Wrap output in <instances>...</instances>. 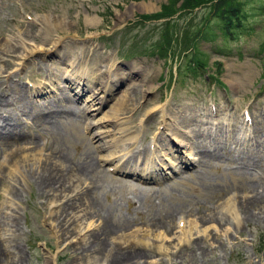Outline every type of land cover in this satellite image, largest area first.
Here are the masks:
<instances>
[{
    "label": "rangeland",
    "instance_id": "rangeland-1",
    "mask_svg": "<svg viewBox=\"0 0 264 264\" xmlns=\"http://www.w3.org/2000/svg\"><path fill=\"white\" fill-rule=\"evenodd\" d=\"M67 2L0 0V40L32 44L23 33L25 26H33L31 21L37 25L36 20L56 13L71 19L72 27L65 31L80 37L81 41L68 40L67 45L97 48L99 55L103 53L120 65L116 71L119 76L133 68L140 70L129 83L146 90L138 95V105L144 111L135 118L136 129L105 141L120 140L124 144L134 136L140 140L145 132L150 136L163 132L173 143L171 132L159 124L162 108L174 111L172 115L164 112L166 124L185 113L194 120L183 131L198 127L211 131L213 126L211 134L223 138L234 117L246 123L250 117L264 115V0ZM142 4L147 10H133L122 21L116 20L119 13L133 6L141 8ZM229 8H235L243 18L240 27L231 22L230 32L223 19ZM23 9L21 19L18 12ZM87 17H96V25L87 26ZM18 21L24 25L18 27ZM30 31L35 36L42 34L38 27ZM53 35L56 38L58 34ZM62 51L60 48L58 53ZM33 71L26 63L14 78ZM109 109L105 105L94 117H84L85 122L87 118L91 123L98 122ZM153 111L157 117L151 116ZM96 126L65 122L52 142L40 133L37 140L44 145L41 149L24 142L0 148V264H264V226L254 222L238 226L240 218L235 213L237 220L230 218L219 228L200 220L221 207L224 210V205L227 210V200L233 195L249 201L248 209L257 213L260 199H264V160L261 167L252 169V178H244L224 171L227 162L221 166L224 170L207 166L194 171L195 166L181 167L161 151L160 158L167 167L171 164L172 170L165 169L163 179L143 183L115 171L114 155L113 160H102L110 154L119 155V148L98 149L91 138L105 127ZM123 126L126 124L120 128ZM246 128L248 131L238 133L235 140L239 148L251 143L250 123ZM226 148L218 149L223 162L232 155L234 145L229 143ZM89 153L99 164L93 172L95 179L85 180L80 189L60 192L57 177L80 171ZM189 153L182 150V156L196 164L197 157ZM25 168L52 176L42 180L44 183L48 179L54 192L36 189L34 177L27 173L21 177L17 170ZM11 188L19 193L17 199L10 196ZM89 206L100 212L101 218L89 217ZM82 209L90 215L84 217ZM12 216L17 218L16 229L7 223ZM104 230H111L113 235L103 242L105 254L95 256ZM83 246L91 250L85 256L80 252ZM126 257L131 259L129 263L124 261Z\"/></svg>",
    "mask_w": 264,
    "mask_h": 264
},
{
    "label": "bare ground",
    "instance_id": "bare-ground-1",
    "mask_svg": "<svg viewBox=\"0 0 264 264\" xmlns=\"http://www.w3.org/2000/svg\"><path fill=\"white\" fill-rule=\"evenodd\" d=\"M69 2L67 3L70 4ZM148 7L151 6L149 5ZM73 8L76 10L75 6ZM146 8L143 4L141 8L137 6L130 7L128 11L119 13L116 20L122 21L126 16H129L130 11H140ZM68 10H71L70 6ZM24 11L23 9L18 12V16L21 19L24 18ZM70 20H66L59 14L52 13L51 16L36 20L37 25L31 21L33 26H25L26 30L23 33L32 40V44H28L25 41L12 43L9 40H0V68L2 69L0 71V148L11 147L16 143L24 142L31 146L33 145L36 149H41L44 145L37 140L40 133L48 136L52 142L56 131L64 127L66 122L80 124L81 126L87 125L88 127L98 125L96 126L98 128L99 125H104L105 128L95 132L91 139L98 143V149L119 148V155L110 154L108 159L102 157V160H113L112 156L114 155L117 157L115 159L117 164L115 171L122 175H131L138 179L137 181H143V183L148 181L154 183L159 178L163 179L164 174L162 172L165 169L170 170L171 168L172 170V165L168 164L167 167L164 159L160 158L161 151H166L167 154H163L174 159L175 163L181 167L194 168L195 166L194 171L201 170L207 166H213V168L220 170L222 169L221 166L227 162L228 169L222 170L233 175H243L242 177L244 178H252V169L256 168V166L261 167L260 165L264 160V115L254 118L250 117V122L248 120L246 123L244 119L234 117L228 123L229 133L226 132L227 136L223 138L216 137L215 132L211 134L213 126L212 128L210 127L211 131L202 130L201 127L193 129L191 132L189 131L190 133L183 131L182 129L188 128L194 120L185 113L177 114L169 124H166L164 112L172 115L174 111L171 108H168L167 111L162 108L163 113L158 116L162 118L159 124L163 125V129L171 132L173 143L164 136L167 134L163 132L152 136L146 135L145 132L140 140L134 136L131 139L132 141L124 144H120V140L105 141L107 137H111L114 134L123 136L130 132L131 129H136L135 118L144 111L143 106L138 105V95L146 93V90H141L136 88V85L130 86L129 84L134 77L140 75V70L133 68L126 73H121V76H119L116 71L120 69V65L115 63L111 57L103 55V53L99 55L97 48L89 49L83 44L67 45L66 41L68 40L81 41L77 35H71L70 32L65 31L72 27ZM96 21H98L96 17H87L85 24L89 27L95 26ZM17 25L21 27L24 22L18 21ZM37 27L42 30V34L39 33L38 36H35L30 30ZM54 33L58 34L56 38L53 37ZM60 48H63L61 54L58 53ZM19 51L21 52L19 53ZM56 55L57 59H54ZM16 59H18L17 64H15ZM26 63L28 66L31 64L34 71L31 75H23L15 79L18 68L24 69ZM85 64H87V67ZM76 68H80V70L77 71ZM58 82L64 85H59ZM28 84H31V86ZM119 86H122L123 89L120 90ZM105 105L110 106L108 114H105L98 122L91 123L89 118H87L88 123L85 122L86 117H94L100 113ZM131 109H133V112L128 116ZM151 116L157 117L156 112L153 111ZM145 123L146 125L148 124L146 121ZM248 123H250L252 128L248 133V135L251 134L249 135L251 143L247 147L239 148L237 147L238 142L235 140H238V133L248 131L246 128ZM124 124L126 126L120 128ZM105 125L108 126L106 127ZM36 133L38 134L34 136ZM229 143L234 145L233 151L230 152L232 155L223 162L224 157L219 153L218 149L227 151L225 147ZM186 149L190 151L189 155L197 157L195 158L196 164L193 159L187 160L186 156L185 158L182 156V150L186 151ZM98 165L94 155L89 153L80 171L73 173V176L60 175L57 177V182L55 183L59 191L63 192V190L72 187L79 188L85 180H94L93 172ZM40 168L41 164H39ZM17 172L18 174L21 173V177L25 173L34 177L36 189L44 190L48 188L54 192L49 187L50 182L47 181L52 176H47L43 170L35 173L31 169L25 168L23 171L17 170ZM43 177L48 178L47 180L45 179L44 183ZM10 190V196L17 199L19 193L13 191V188ZM248 202L246 201V204L241 197L233 195L231 200H227V210H225L224 205L225 211L221 207L207 217H201L200 220L212 223L216 228H219V225L228 223L230 218L231 220H237L236 215H238L240 218L238 226L252 222L264 226V199H260L259 207L255 214L248 209ZM245 204L247 207H245ZM89 209L92 213L89 217L101 218L100 212L92 206H89ZM82 211L80 212L84 217L89 214ZM7 220V223H10L13 229L17 228L16 216L8 217ZM237 233H240L239 228ZM111 235H113L111 230L102 232L100 247L98 250L96 249L93 255L105 254L103 242ZM90 251L87 246L80 248L83 256L89 254ZM163 252L167 253L166 251ZM112 253L110 250L111 255ZM131 259L126 257L124 261L129 263ZM133 264L136 263L134 262ZM171 264H175V262Z\"/></svg>",
    "mask_w": 264,
    "mask_h": 264
},
{
    "label": "trees",
    "instance_id": "trees-1",
    "mask_svg": "<svg viewBox=\"0 0 264 264\" xmlns=\"http://www.w3.org/2000/svg\"><path fill=\"white\" fill-rule=\"evenodd\" d=\"M226 13H227V17L223 16L224 22H225V29L226 31L230 32L231 29V22L234 21V26H241V19H243L242 17H239V12H237V10L235 8H229L226 9ZM241 18V19H240Z\"/></svg>",
    "mask_w": 264,
    "mask_h": 264
}]
</instances>
